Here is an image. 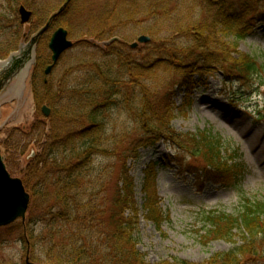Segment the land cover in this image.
Returning a JSON list of instances; mask_svg holds the SVG:
<instances>
[{
	"label": "trees",
	"instance_id": "trees-1",
	"mask_svg": "<svg viewBox=\"0 0 264 264\" xmlns=\"http://www.w3.org/2000/svg\"><path fill=\"white\" fill-rule=\"evenodd\" d=\"M21 1L28 7L36 6L31 0H0V56L7 52L8 48L4 46L11 36V41L16 42L14 48H17L21 28L18 23L12 26L8 15L15 17V6ZM79 1L67 0L58 14L50 17L48 31L56 23L68 27L66 19L76 14ZM182 2L186 0H114L109 12L96 19H87L85 35L89 41L101 39L106 28L120 18L133 21L140 17L138 23L152 22L147 30L150 42L146 47L150 50L140 58L123 42L112 43V40L102 49L87 40L81 42V46L74 45L62 57L58 66L67 59H70L71 66L56 83H52L54 71L50 75L52 79L49 77L46 83L45 78L36 81L37 75L33 74L31 84L35 101L46 105L50 115L29 129V133L37 134L35 142L40 152H35L33 158L26 161V167L17 173V177L30 195L26 219L19 224V238L38 263L150 264L137 249L139 218L134 180L126 168V158L136 160L138 146L152 145L153 142L146 144L139 138L136 144L118 152L117 147L126 138L123 136L114 147H106V117L113 109L122 110L140 124L141 131L152 136L147 141H155L161 133L174 135V142L181 151L193 157L200 155L207 169L221 176L219 179L224 175L240 178L241 174H234L241 166L238 150L227 148L226 140L212 135L209 130L197 134H173L174 110L168 98L159 96L158 85L153 79L160 64L171 63V69H183V65L170 61V57L171 60L174 57V48L168 47L167 50V46H155L156 42L167 44L169 41L159 38L161 31L183 34L192 28L172 17ZM104 8L108 10L110 6L106 3ZM217 18L225 37H233L236 43L246 37L242 18L229 19L223 15H217ZM198 31L201 39L196 44L202 45L199 48L203 49V56L213 57L220 64L228 63L229 55L222 50L223 47L220 50L213 47L211 51L214 37L211 29L202 26ZM190 52L192 54V50ZM49 64V55L38 57L34 71L42 73ZM233 64L238 65L235 70L241 76L256 70L247 55L233 60ZM191 85L190 80H184L181 87L188 91ZM188 108L189 104H183L177 110L184 114ZM44 127H48L47 132ZM106 154L114 157L119 165L109 174L103 167L95 168L94 165L96 157ZM154 168L148 167L144 171L142 207L145 218L160 229L162 214L157 205ZM246 202L237 216L221 211L206 213L204 242L223 241L232 245V249L213 256L204 264H244L246 259L260 256L257 242L264 238V202ZM238 233L241 234L240 243L234 240ZM36 249H40L44 256L41 262L34 257ZM156 264L192 263L172 259Z\"/></svg>",
	"mask_w": 264,
	"mask_h": 264
},
{
	"label": "rangeland",
	"instance_id": "rangeland-1",
	"mask_svg": "<svg viewBox=\"0 0 264 264\" xmlns=\"http://www.w3.org/2000/svg\"><path fill=\"white\" fill-rule=\"evenodd\" d=\"M66 1L31 0L32 5L34 2L36 4L33 5L34 8L26 6L22 1L17 3L16 11L23 5L32 12L30 21L24 25L20 24L17 13L15 17L8 15L13 22L11 25L18 23L21 28L17 48H14L16 42L11 41L13 39L11 36L7 38L4 46V48L7 46V52L0 56V71L4 69V65L1 64L9 61L10 67L6 69L15 74L9 77L7 83L0 79L2 85L0 154L8 173L13 178H18L17 173L24 170L26 161L32 154L40 152L35 142L37 134L29 133V129L34 124L47 119L41 113V108L46 105L36 103L31 84L33 74L37 75L36 81L44 79L43 72L37 74L34 71L35 57L50 56L44 43L48 45L50 37L58 28L68 32V39L72 44L79 45L81 42H86L87 19L91 17L96 19L109 12L114 3V0H81L76 14L69 17L71 19H66L68 27L56 23L38 38V32L44 28L53 14H58ZM106 3L110 6L108 10L104 8ZM176 9L177 11L172 14L173 19L192 28L183 34L161 31L159 38L169 41L167 44L156 42L155 46L158 48L167 46V50L168 47L174 48V57L172 60L170 57V61L178 66L183 65V69H171V63L160 64L153 77L155 84L158 85L159 96L168 98V103L174 110L175 118L171 122V129L173 134L179 135L197 134L209 130L212 135L226 140L229 143L226 145L227 148L233 147L238 150L240 156L238 162L241 166L235 169L234 174H241L240 178L232 179L231 175H224L219 179L220 175L208 170L200 155L193 157L181 151L174 142L173 134L170 136L161 133L155 141H147V138L152 136L141 131L140 124L119 109H113L106 117L104 139L107 141L104 145L112 148L115 142L126 136L117 147L119 152L128 145L136 144L139 138H142L146 144L153 142L152 145H137L139 148L135 154L136 160L131 157L126 158V168L134 180L139 218L137 249L145 260L150 264L172 259L204 264L213 256L232 249V245L223 241L204 242L202 236L207 229L206 213L221 211L227 215L237 216L247 204L246 201L264 202V0H214L213 2L186 0ZM217 15L229 19L242 18L241 24L244 26L246 37L238 43L233 37H225ZM138 19L140 17L133 21L120 18L106 28L105 35L101 39L88 40V42L103 49L108 42L111 43L112 36L127 47L136 43L140 36L150 38L147 30L153 23H138ZM202 26L210 28L214 35L210 44L211 51L213 47L217 50L223 47L222 50L229 55L228 63L220 64L213 57L203 56L205 53L199 48L202 45L196 44L201 39L198 28ZM35 37H37L36 43L30 46ZM14 49L13 59H5L7 53ZM149 50L146 44H138L134 49V55L140 58ZM94 51L91 50L92 53ZM213 54L218 55V53ZM245 55L253 61L256 70L241 76L235 70L238 65L233 64V60ZM15 64H30V67L19 72ZM68 66H71L70 59L55 68L52 83H56L62 77ZM184 80L191 81L192 88L188 91L181 87ZM183 104H189L184 114L177 110ZM47 130L48 127H44V131ZM94 165L95 168L103 167L107 174L119 167L115 158L107 154L96 157ZM152 166H155L157 174V205L162 214L160 229L145 218L146 213L142 207L144 195L141 185L144 171ZM20 222L0 228V264H40L32 259L29 248L26 249V244L19 238ZM234 240L240 243L241 234L238 233ZM257 243L260 256L246 259L244 264H264V238H259ZM34 257H37L39 262L44 259L40 249H36Z\"/></svg>",
	"mask_w": 264,
	"mask_h": 264
},
{
	"label": "water",
	"instance_id": "water-1",
	"mask_svg": "<svg viewBox=\"0 0 264 264\" xmlns=\"http://www.w3.org/2000/svg\"><path fill=\"white\" fill-rule=\"evenodd\" d=\"M207 1L211 2L213 0ZM17 14L21 25L27 24L32 17V12L27 10L23 5L18 7ZM149 41V37L140 36L137 42L131 45V48H136L138 44H147ZM72 48L73 44L68 39V32L65 29L58 28L54 31L48 43L51 64L44 71L45 77L51 74L61 57ZM41 112L46 118L50 115V111L46 107H42ZM33 156L34 154L30 157L33 158ZM29 202L30 196L25 191L22 181L10 176L0 154V228L7 227L18 220L24 222Z\"/></svg>",
	"mask_w": 264,
	"mask_h": 264
}]
</instances>
